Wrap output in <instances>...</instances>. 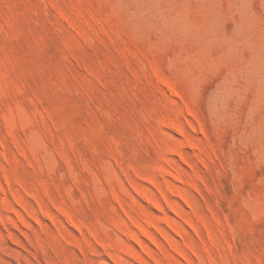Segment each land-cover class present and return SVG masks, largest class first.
Listing matches in <instances>:
<instances>
[{
	"label": "rangeland",
	"instance_id": "obj_1",
	"mask_svg": "<svg viewBox=\"0 0 264 264\" xmlns=\"http://www.w3.org/2000/svg\"><path fill=\"white\" fill-rule=\"evenodd\" d=\"M0 264H264V0H0Z\"/></svg>",
	"mask_w": 264,
	"mask_h": 264
}]
</instances>
